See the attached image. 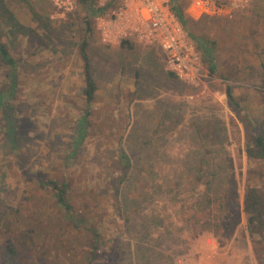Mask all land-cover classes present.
Wrapping results in <instances>:
<instances>
[{
    "label": "rangeland",
    "instance_id": "rangeland-1",
    "mask_svg": "<svg viewBox=\"0 0 264 264\" xmlns=\"http://www.w3.org/2000/svg\"><path fill=\"white\" fill-rule=\"evenodd\" d=\"M79 1L65 11L48 0L47 16L54 26L45 33L60 40L34 52L28 36H40L36 32L40 27L22 25L26 15L15 0H8L15 18L10 22L13 36L29 46L22 49L19 42L24 53L13 54L19 62L17 74L0 61V88L13 75L18 77L14 114L17 124L22 123L24 138L17 152H7L5 119L0 113V264H89L88 249L94 240L99 259L109 261L104 264H141L133 256L156 243L163 244L173 264H256L257 257L264 259L263 243L252 247L242 236L245 215L235 234L224 235V247L210 231L192 238L178 215L181 211L187 218L193 205L186 192L205 190V186L194 190L195 172L188 168L197 163L196 153L202 149L220 151L210 156L211 163L235 174L241 192L248 183L264 188V160L246 158L244 129L226 96L228 85L232 86L241 113L264 127V0H239L232 18L186 15L188 25L182 27L198 56L202 75L198 85L173 76L159 44L146 45L134 38L104 43L98 15L89 16L93 31L87 33L86 13ZM111 9L118 10L116 3ZM188 9L189 1L185 14ZM193 35L217 42V64L222 58L218 75L209 73ZM3 36L0 23L1 40ZM84 42L98 87L91 106L83 95ZM25 54L27 61L37 58L44 66L23 64ZM49 63L57 78L45 69ZM81 124L84 132L79 130ZM121 142L131 155V177L136 181L131 195L146 198L129 210L123 196L127 185L117 169ZM53 179L69 184L66 197L73 216L77 215L74 219L52 196L47 182ZM167 188L181 192L179 203L158 197L156 192ZM139 209L143 211L138 214L141 219L135 220V231L123 235L121 215L134 216L130 213ZM145 228L148 232L141 237ZM94 231L100 238L93 236ZM118 238L129 248L126 263L110 257L109 247ZM7 240L17 244L16 258L6 252ZM259 262L264 264L262 259Z\"/></svg>",
    "mask_w": 264,
    "mask_h": 264
},
{
    "label": "trees",
    "instance_id": "trees-1",
    "mask_svg": "<svg viewBox=\"0 0 264 264\" xmlns=\"http://www.w3.org/2000/svg\"><path fill=\"white\" fill-rule=\"evenodd\" d=\"M185 5L179 0H172V10L178 17L184 28H187L188 19L184 12L188 0H184ZM79 5L83 8L86 13L85 24L86 32L91 33L92 22L88 19L90 15H99L105 12L112 3H109L105 7H99L97 5V0H80ZM196 43L197 49L206 58L208 62V70L212 76L218 75V66L215 61L214 46L216 42H210L206 40L203 36H191ZM88 43L84 42L81 46V55L84 61V77H85V88L83 90V95L85 102L88 106L94 103V98L96 91L98 89L97 84L92 76V68L90 64V58L88 56L86 47ZM0 61L9 68V70L18 71L19 62L15 59L14 55L11 53L9 46L0 39ZM174 76V75H173ZM175 77V76H174ZM225 80L228 79L224 78ZM18 77L17 75L12 76V80L9 84H5L0 88V113L5 119V134H6V150L13 153L17 152L16 149L19 148L18 145L23 141L22 132H20L22 123L17 124V117L14 114V102L16 101V94L18 91ZM235 91L232 86L227 87L226 96L233 107V109L238 113L239 120L244 129V146H245V156L249 161H260L264 160V127L255 120H253L249 114L243 115L241 111L243 110L239 102L235 98ZM87 116L90 114L87 111ZM84 122L85 120L82 119ZM80 120V122L82 121ZM83 122V123H84ZM80 132H84V124L80 126ZM119 148L122 152L120 156V163L117 165V169L121 170L123 177L121 182H125L127 189L124 192L125 206H128L127 210L135 206L139 201L144 203L146 200L143 195L140 200L133 198L131 192L133 193L135 189V179L132 176L133 167L130 164L131 155L126 153L125 145L123 142L120 143ZM219 150H199L196 154L197 157L194 159L197 163H190L188 168L195 172V178L193 180V188L198 191L202 186H205L203 192H186L191 198L193 205L189 207L187 211V218H184L183 213L179 212V217L184 225L192 231V238L196 237L199 233L210 231L219 239L220 245L225 246L223 240L224 235L227 233L229 235L235 234V231L239 227L242 216H246V226L244 228L243 237L255 247L256 245L262 244L264 246V188L248 183L241 192L237 187V180L235 174H228L226 172L225 166L219 165L214 167L211 163L212 155L218 156ZM197 166V168H196ZM213 172H209L210 170ZM209 170V171H208ZM156 173L154 165H151V170L149 174L153 175ZM209 174V176H208ZM8 176L6 173L5 177ZM180 183V182H179ZM178 186H183L182 184H175ZM47 186L51 187L52 196L58 199L59 204H61L66 211L69 213L70 218L74 219L77 215L73 216L72 209L73 206L69 205L66 194L70 188L69 184L65 181L60 183L58 180L53 179L47 182ZM192 188V189H193ZM177 189V188H175ZM172 189H164V192H156L158 197H169L175 201V204L179 203L181 192H168ZM194 199V200H193ZM151 200V199H150ZM143 211L139 209L133 211L130 214H135L134 216H124L121 215L124 221L123 224V235H129L131 232L135 231L136 221L139 218L138 214ZM19 213L20 211H16ZM71 213V214H70ZM143 221V219L141 220ZM158 222V221H157ZM79 227V226H78ZM199 227V229H198ZM197 228V229H196ZM148 229L140 233L139 235L145 236ZM93 236L95 238H100V235L94 231ZM122 240L118 238L115 244L109 247L111 251L110 257H116L118 261L127 262L126 254L129 248L122 244ZM176 243L178 241L174 240ZM143 242V241H141ZM97 240H94L92 247L88 249V254L90 255L89 264H104L109 261L106 259H99V245H97ZM189 244V243H188ZM6 252L11 258H16L19 251L16 243L11 240L6 241ZM132 247V244H131ZM126 248V249H125ZM163 244L156 243L153 248H146L138 251L135 256L141 264H163L169 262L173 264V259L171 255L164 250ZM254 251V249H253ZM255 253V252H254ZM262 257V258H261ZM257 257L256 264H262L259 262L261 259L264 262L263 256Z\"/></svg>",
    "mask_w": 264,
    "mask_h": 264
},
{
    "label": "built area",
    "instance_id": "built-area-1",
    "mask_svg": "<svg viewBox=\"0 0 264 264\" xmlns=\"http://www.w3.org/2000/svg\"><path fill=\"white\" fill-rule=\"evenodd\" d=\"M75 1L54 0V4L71 11ZM188 1L186 15L189 17L232 18L238 10L239 0ZM109 3H116L118 10L112 11L109 7L98 15L104 43L115 44L134 38L146 45L159 44L167 53V67L172 74L181 81L198 85L202 77L197 68L198 56L172 10V0H99L98 6L105 7Z\"/></svg>",
    "mask_w": 264,
    "mask_h": 264
},
{
    "label": "crops",
    "instance_id": "crops-1",
    "mask_svg": "<svg viewBox=\"0 0 264 264\" xmlns=\"http://www.w3.org/2000/svg\"><path fill=\"white\" fill-rule=\"evenodd\" d=\"M15 2L17 4H19V8H21L23 10V13L26 15L25 17V21L23 20V24L22 25H26V26H32V24L39 26L40 28H36V32L40 35V36H28L30 38L29 41V45H30V49L32 50V48H35L34 52H38L36 50L40 49L42 50V46L44 47V44L53 46V44H56L59 40H60V36H46L45 31L48 29H52V23L48 20V14H47V2L48 0H15ZM0 23L3 27V32L6 33V36H3V42H5L10 50L12 54H16V52H23L22 50L24 47L29 46L26 45L25 43L23 44L22 42H20V36H13L14 33L12 32L13 30V23L15 21V18L11 12L10 7L8 6V0H0ZM189 16V15H188ZM11 19L13 21V23L11 22ZM12 35V36H11ZM21 43V48H19L18 43ZM217 43V42H216ZM218 44H220V41L218 42ZM40 47V48H38ZM64 48V47H63ZM39 50V51H40ZM215 54V52H214ZM28 55V54H27ZM27 55L25 54V59L23 64L25 63V65L27 66H33L34 68H40L42 66H44L42 63V60L37 59V58H33V59H28L27 61ZM217 53L215 54V57L217 58ZM216 61V60H215ZM222 58L218 61L219 64H217V66H219L218 68L220 69V64H221ZM51 66V63H49L45 69L50 68L52 70L50 77L51 78H57L56 73L53 71L54 69ZM209 255V254H208Z\"/></svg>",
    "mask_w": 264,
    "mask_h": 264
}]
</instances>
